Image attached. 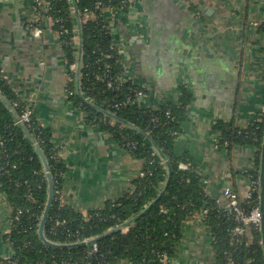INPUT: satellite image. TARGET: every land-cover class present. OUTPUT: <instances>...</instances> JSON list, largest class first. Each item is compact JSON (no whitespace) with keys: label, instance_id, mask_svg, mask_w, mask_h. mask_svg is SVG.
<instances>
[{"label":"crops","instance_id":"crops-1","mask_svg":"<svg viewBox=\"0 0 264 264\" xmlns=\"http://www.w3.org/2000/svg\"><path fill=\"white\" fill-rule=\"evenodd\" d=\"M129 2L126 13L120 8L106 12L121 63L126 62L124 80L139 83L145 90L141 105L152 108L177 104L186 86L192 100L176 150L190 154L206 193L221 205L227 206V186L246 198L251 189L246 172L257 168L256 148L219 147L212 128L218 120L231 119L245 127L264 108L261 0L250 5L247 0ZM34 9L35 0H0V70L39 124L53 130L65 166L62 201L86 215L132 189L145 161L88 122L70 98L65 48L50 23L40 37L33 36ZM10 230L11 206L0 188V259L14 255L5 240ZM182 233L181 248L165 264L215 263L203 215L184 221Z\"/></svg>","mask_w":264,"mask_h":264},{"label":"trees","instance_id":"trees-1","mask_svg":"<svg viewBox=\"0 0 264 264\" xmlns=\"http://www.w3.org/2000/svg\"><path fill=\"white\" fill-rule=\"evenodd\" d=\"M50 8L44 12L53 20L61 19L69 29L64 44L70 73L68 93L86 113L88 122L108 131L116 141L137 157L144 159L142 174L133 188L103 207L91 209L86 215L62 201L65 166L60 148L54 144L53 130L43 127L32 115L26 125L46 155L54 185V200L45 225V235L57 243H79L76 247L56 248L45 245L39 235V224L48 200V179L35 144L14 120L10 109L0 99V188L11 206V231L5 240L14 250L11 258L0 259V264H115L128 260L131 264H165L182 246L184 221L204 213V221L211 235L215 252L214 264H264L263 234L259 227L243 224L231 208L210 197L203 185V177L187 152L176 150V138L182 131L192 93L181 87L177 104L166 103L158 108L145 107L137 100V92L144 90L132 81H122L123 64L112 41L106 19L110 8L128 10L129 0H76L82 19L83 66L81 86L96 103L133 123L141 132L112 121L75 91L76 18L71 0H47ZM85 9L94 17H86ZM45 25V21L42 19ZM31 22L29 27L35 25ZM61 24V23H60ZM60 24L55 23L57 32ZM264 33V20L258 26ZM0 90L13 104L21 117L28 107L9 82L0 76ZM15 102H18L15 105ZM119 102V107L115 103ZM219 147L231 149L238 145L256 148L257 168L247 171L251 195L242 198L241 206L250 212L260 205V164L264 139V108L257 121L243 127L235 119L218 120L213 125ZM146 135H149L147 137ZM161 149L172 167L166 192L153 205L152 201L165 184L167 163L157 153ZM186 165V168H184ZM148 208L147 212L144 209ZM133 221L127 230H118L102 237L92 251L89 240L104 235L110 229ZM243 227L250 232L237 231Z\"/></svg>","mask_w":264,"mask_h":264},{"label":"water","instance_id":"water-1","mask_svg":"<svg viewBox=\"0 0 264 264\" xmlns=\"http://www.w3.org/2000/svg\"><path fill=\"white\" fill-rule=\"evenodd\" d=\"M73 3V9H74V15L77 21V62H76V67H75V71H76V77H75V91L87 102V103H91L94 107H96L99 111H101L103 114H105L107 117H109L112 121H118L123 123L124 125L134 129L137 132H141V130L139 128H137L133 123H130L129 121L120 118L116 113L112 112L111 110L104 108L103 106L99 105L98 103H96L91 97L87 96L81 86V78H82V74H81V69L83 66V56H82V51H83V34H82V19H81V15H80V10L78 8V6L76 5V0H71ZM0 99L6 104V106L10 109L14 120L23 128L26 136L32 140L35 144V149L37 154L39 155L43 166L45 168V172L47 174V179H48V200L46 203V207L44 209V212L42 214L41 220H40V224H39V235L41 237V239L43 240V242L45 243V245H49V246H53L56 248H71V247H76L79 245V243H73V244H68V243H57L54 242L50 239H48L45 235V225L50 213V208L52 207L53 204V200H54V185H53V180H52V175L50 172V165L48 162V159L46 157V155L43 153L41 147L39 144L36 143L35 139L32 137L26 123L21 119V117L19 116L17 110L14 108L13 104L7 99V97L1 92L0 90ZM147 137H149V135H146ZM157 153L161 156L162 159H164L165 163H167V168H168V176H167V180L165 182V184L163 185L162 189L159 191L157 197L154 199V201H152L151 205L155 204L162 196L163 194L166 192L169 181H170V176L172 173V167L171 165L168 163V161L165 158V155L162 153L161 149L156 147L154 145ZM259 180L260 182V189H259V196H260V209L262 211V225H261V230H262V234H263V240L262 243L264 245V139L262 142V151H261V164H260V174H259ZM148 208L144 209V212H147ZM133 221V219L129 220L128 222H126L125 224H120L112 229H110L107 233H105L104 235H100L98 237H94L92 239H90L88 242L89 244H93L96 241H98L99 239H101L104 236H107L113 232H116L118 230H121L123 228H125L129 223H131Z\"/></svg>","mask_w":264,"mask_h":264},{"label":"built area","instance_id":"built-area-1","mask_svg":"<svg viewBox=\"0 0 264 264\" xmlns=\"http://www.w3.org/2000/svg\"><path fill=\"white\" fill-rule=\"evenodd\" d=\"M35 4H36V13L38 15V20H33L32 22H35V25H32L31 29V33L33 34V36L36 37H40L44 31H45V26L42 23V19L44 21L48 20L47 26H49L48 24L50 23L51 25H54L55 23H61L59 30L57 31V34L60 37L61 43L64 45H72V42L69 40H66L64 36H67L69 34V29L65 27L64 24H62V20L61 19H56L53 20L50 16L45 15L44 12H46L49 8V2L47 0H35ZM98 5H102V1L98 0ZM85 13H86V17H94V14L91 10L85 9ZM77 30V28H76ZM77 37V35H76ZM75 37V41L77 40ZM77 44V42H76ZM0 76H2V72L0 70ZM122 80V77L120 78ZM123 81V80H122ZM145 94V92L143 90H140L137 92V100L140 102V100L142 99V96ZM18 102H15V105H17ZM121 105V103L116 102L115 106L119 107ZM33 115V109L31 107H27L26 110L24 111L23 115L21 116V119L27 123L30 122L31 117ZM186 166V165H185ZM223 194L225 196V198L227 199V208H231L233 209V211L236 213V217L245 225H252L255 227H259L261 228L262 225V211L260 209V206L252 209L250 212L245 211V209L241 206V197L240 194L232 187V186H227L224 188L223 190ZM251 195V189L250 191L247 193V198L250 197ZM237 231L240 233H246L247 236L249 237V241H251L252 237L250 235V232L248 230H246L245 228H241L238 227ZM98 249V246L96 243L93 244V248L92 251H96Z\"/></svg>","mask_w":264,"mask_h":264},{"label":"rangeland","instance_id":"rangeland-1","mask_svg":"<svg viewBox=\"0 0 264 264\" xmlns=\"http://www.w3.org/2000/svg\"><path fill=\"white\" fill-rule=\"evenodd\" d=\"M249 1V5L250 4H253V3H255L256 2V0H247V2ZM261 3H262V5L264 6V0H261ZM35 6H36V4H35ZM73 12H74V9H73ZM124 13H126V11H123ZM34 14H35V17L33 18V20H38V15H37V13H36V7H35V9H34ZM106 17L109 19V17H108V14H106ZM47 23H48V20H46L45 21V28L47 29L48 28V26H47ZM108 24H109V21H108ZM76 27H77V23H76ZM109 27H110V25H109ZM110 31H111V28H110ZM59 36V35H58ZM143 37H145V36H143ZM76 39H77V37H76ZM114 39H115V37H114ZM139 39H141V38H139ZM112 41H113V37H112ZM134 41H136V40H134ZM114 42H116V39H115V41H113V45H115V43ZM118 42V46L120 47V48H124V45H123V43H119V41H117ZM125 43L127 42V41H124ZM129 42V41H128ZM127 42V43H128ZM116 46V45H115ZM77 44L75 45V54L77 55ZM76 62H77V58H76ZM76 62H75V64H74V66H72V69H75V67H76ZM133 62V61H132ZM135 62V61H134ZM127 63H128V61H127ZM129 63H131V61L129 62ZM125 66H126V62L123 64V72H125L124 73V75H123V78H122V80L123 81H127V80H124V79H127L126 77H129V75L128 74H126V71H124L125 70ZM75 71V70H74ZM135 83V82H134ZM136 85H138V86H140L139 85V83L137 84V82L135 83ZM144 97V96H143ZM142 97V98H143ZM141 104H142V102H141ZM144 105V104H143ZM184 168H186V166L184 165ZM224 190V189H223ZM205 213V212H204ZM204 213H202L201 215H203V218H204ZM127 227V226H126ZM128 229V228H127ZM123 230H124V228H123ZM11 231V230H10ZM9 233V232H8Z\"/></svg>","mask_w":264,"mask_h":264}]
</instances>
